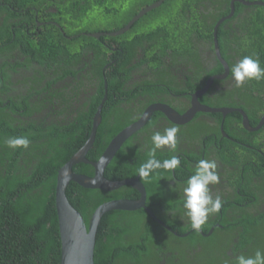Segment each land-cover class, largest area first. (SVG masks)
<instances>
[{
	"label": "trees",
	"instance_id": "16d2710c",
	"mask_svg": "<svg viewBox=\"0 0 264 264\" xmlns=\"http://www.w3.org/2000/svg\"><path fill=\"white\" fill-rule=\"evenodd\" d=\"M156 1L0 0V264H61L58 172L87 142L105 95L102 121L87 155L91 161H98L110 141L147 107L177 103L173 95L196 93L211 76L223 73L220 60L208 56L215 51V38L230 75L245 56L258 59L264 68L260 5L236 2L234 16L217 28L231 14L232 0H167L120 36L87 35L117 31ZM215 83L220 89L213 86L212 97L207 92L201 103L241 108L255 126L264 112V79L239 88L234 80ZM179 103L185 106L173 107L184 113L190 104ZM161 117L162 112H155L126 141L105 176L112 181L137 177L150 158L153 133L172 126L179 129L176 150H157L156 159L175 155L180 165L140 178L155 217L145 209L116 210L103 217L95 264H235L239 255L264 252V157L247 140L257 138L244 128L242 114L224 118L198 113L185 125ZM222 130L253 148L229 140ZM20 136L30 141L27 149L7 146L8 139ZM201 159L216 161L228 192L220 211L201 228L208 233L222 225L209 237L191 228L183 208V189ZM73 170L89 176L95 172L84 163ZM214 191L210 189L213 199ZM66 195L87 225L103 203L140 198L132 186L107 192L76 182Z\"/></svg>",
	"mask_w": 264,
	"mask_h": 264
},
{
	"label": "water",
	"instance_id": "95a60500",
	"mask_svg": "<svg viewBox=\"0 0 264 264\" xmlns=\"http://www.w3.org/2000/svg\"><path fill=\"white\" fill-rule=\"evenodd\" d=\"M165 1L167 0H158L153 4L146 6L141 11H139V13L136 14L132 18V20H130L123 28L117 31L108 33H88L87 35L94 38H101L105 35L120 36L128 32L135 25V23L140 20L144 15L159 8ZM239 1H242L247 5L258 4L245 2L243 0ZM233 13L234 9H232V14ZM223 20H221L218 25L222 23ZM57 26L60 27L59 25ZM216 49L219 58L225 67L226 74L217 75L213 78H210L205 88L195 93L193 100L194 104L190 110L181 114L175 111L174 109L170 108L169 106L161 103L150 105L136 122L124 128L110 141L106 150L98 161H91L87 158V155L95 143L97 130L102 121V110L107 100V95H105L102 103L99 105L97 112L93 117V125L87 142L58 172L55 192V204L58 216L59 234L61 241V264H95V247L98 229L101 225L103 217L107 213L116 210L136 211L140 209H145L152 216H154L152 211L146 205L147 192L144 184L140 180L139 175L135 178L124 179L120 181H112L106 178L105 172L109 164L115 158V156L117 155L121 147L126 143V141L130 139L134 134L139 132L148 123V121L155 112H162L165 116H167V118L171 122L178 125L188 124L197 116L198 113H222L224 116H227V114L233 112H240L244 117V125L250 128L248 116L242 110H237L236 108H212L205 104L197 102V99L201 95L206 93V91H208L212 82L215 79H223L230 72L227 62L221 57L217 40ZM80 163L91 165L95 171L94 175L89 176L74 172V166ZM71 182H76L80 186L87 189H99L107 192L115 191L125 186H132L133 188L139 191L140 198L117 199L103 203L94 211L90 222L87 225L82 214L70 203L66 195L67 187ZM158 221L166 227L163 222H161L160 220ZM199 232L203 234L201 230H199ZM174 233L178 235L176 232ZM212 233L213 230L210 231L208 236H210ZM187 235L188 234H184L182 236Z\"/></svg>",
	"mask_w": 264,
	"mask_h": 264
},
{
	"label": "clouds",
	"instance_id": "9594fccd",
	"mask_svg": "<svg viewBox=\"0 0 264 264\" xmlns=\"http://www.w3.org/2000/svg\"><path fill=\"white\" fill-rule=\"evenodd\" d=\"M231 75L236 87H242L247 81L264 79V68H261L259 60L251 56L243 57L231 69ZM179 129L175 126L167 127L163 133L154 132L151 141L152 148L149 152V159L138 169L140 178L148 179L151 174L159 169L174 170L180 165V158L172 156L163 162L156 159L157 150L168 147L172 151L177 147V133ZM9 148L27 149L30 141L25 136L10 138L6 141ZM104 159V158H102ZM215 160L201 159L195 167L194 174L189 177L186 187L183 189V208L185 215L190 220L193 230L199 231L206 224L211 214L218 213L222 207L219 196L213 199L210 194L209 185L219 183L220 177L217 172ZM235 264H264V252L257 250L252 257L239 255L235 259Z\"/></svg>",
	"mask_w": 264,
	"mask_h": 264
},
{
	"label": "flooded vegetation",
	"instance_id": "af4514ba",
	"mask_svg": "<svg viewBox=\"0 0 264 264\" xmlns=\"http://www.w3.org/2000/svg\"><path fill=\"white\" fill-rule=\"evenodd\" d=\"M243 1H245V2H249V3H258V4H249V5H247V4H245V3H243L242 1H239V0H232V2H231V8L232 9H234V13H235V7H234V4L236 3V2H241L243 5H245V6H247V7H252V6H256V5H260V6H264V0H243ZM234 13L232 14V12H231V14L228 16V17H225V19L222 21V23L225 21V20H227V19H229V18H231V17H233L234 16ZM221 21V20H220ZM219 21V22H220ZM218 22V23H219ZM222 23H220V24H222ZM220 24L218 25V26H220ZM39 25L41 26V25H44L43 23H39ZM216 30V29H215ZM220 54H221V52H220ZM208 56L209 57H211V59L213 60V61H217V59H216V57L220 60V58H219V55H218V53H217V49H216V38H215V51H214V53H209L208 54ZM222 57V56H221ZM220 62H221V60H220ZM222 63V62H221ZM223 64V63H222ZM224 66V65H223ZM229 66V65H228ZM229 70H230V68H229ZM225 75L226 74V72H225V67H224V72L223 73H221V74H216V75H214V76H211L210 78H213V77H215V76H217V75ZM231 75H230V72H229V74L225 77V78H223V79H215L213 82H212V84H211V86H210V88L208 89V91H206V93H204L203 95H201L198 99H197V102L198 103H201V101H200V99H201V97H203L204 95H206L207 94V92H209V96H211L212 97V94L210 93V90H212L213 88V86H215V87H217L218 89H220V87H219V85L220 84H216L215 83V81L216 80H219V81H225V82H227L228 84L230 83V81L231 80H233V78H232V76L230 77ZM209 78V79H210ZM209 79L207 80V83H208V81H209ZM207 83H206V85H207ZM205 88V87H204ZM173 95V94H172ZM187 95H190V98H187L186 96ZM194 95H195V93H193V94H190V93H186V94H183V95H173L174 97H177L178 99V101H177V103L174 101L173 103H170V102H168L167 101V99L168 98H165L164 100L166 101V102H168V103H161V104H164V105H167V106H169L170 108H172V109H174L175 111H177V112H179V110L178 109H176L175 107H173V106H177V107H179V108H183L184 106H181L182 105V103H179V102H186V103H189L190 105H188V107H186V111L185 112H187L188 110H190L192 107H193V104H194ZM176 104H178V105H176ZM202 104V103H201ZM148 108V107H147ZM212 108H217V107H212ZM223 108V107H222ZM237 110H242L241 108H236ZM242 111H244V110H242ZM184 112V113H185ZM180 113V112H179ZM181 114H183V113H181ZM211 114H217V113H211ZM222 114V113H221ZM246 114V113H245ZM228 115V114H227ZM247 115V114H246ZM165 116V115H164ZM243 116V115H242ZM248 116V115H247ZM258 118H259V121H258V123L255 125V126H253L252 125V123H251V121H250V119H249V117H248V122H249V126H250V128H248V127H246L245 125H244V117H243V121H242V124H243V126H244V128L247 130V131H249L251 134H254V136L257 138V140H254L253 138H251V136L250 137H247L248 139L247 140H249L251 143H256L260 148H256L257 149V151L259 152V153H261V154H263L262 156L264 157V112L263 113H259L258 115ZM166 118H167V116H165ZM165 117H161V120H166L165 119ZM223 117L225 118L226 116H224L223 115ZM205 118H207V120L208 121H210V122H215L216 121V119L215 118H212V117H210V116H206ZM168 119V118H167ZM248 132V133H249ZM222 133H223V135L225 136V137H227V138H229V140H233L234 142H237V143H239L240 145H242V146H246V147H249V148H253V145L252 144H246L245 142H242L241 140H235V139H233L232 137H230L227 133H225L224 132V130H222ZM244 134H246V133H244ZM242 137V136H241ZM242 140H245V138L244 137H242L241 138ZM223 170H219L218 172H222ZM225 179V178H224ZM255 181H257L256 179H254ZM209 188L210 189H212V190H215L214 191V193H213V195H215V196H218V195H221L222 194V191H225L224 193V195H222V196H224V197H220L221 198V200L222 199H224L225 198V196H228V192L226 191L227 190V187H226V185H225V183H224V181H223V178H221L220 177V180H219V183L218 184H216V185H209ZM219 189V190H218ZM228 189L229 190H231L230 189V187H228ZM159 222V221H158ZM162 222V221H161ZM161 224V223H160ZM216 227H220V228H223L222 227V225L220 224V223H217L215 226H213V227H211V229L209 230V232L208 233H203L204 234V236L205 237H209L208 236V234L210 233V231H212L213 230V233H214V231L216 230ZM202 231V230H201ZM212 233V234H213ZM211 234V235H212ZM210 235V236H211ZM232 253V251H230V253L229 254H231Z\"/></svg>",
	"mask_w": 264,
	"mask_h": 264
}]
</instances>
